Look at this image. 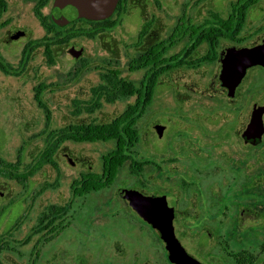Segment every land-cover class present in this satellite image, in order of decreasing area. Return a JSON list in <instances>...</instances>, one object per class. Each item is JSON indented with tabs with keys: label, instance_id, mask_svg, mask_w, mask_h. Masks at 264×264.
Instances as JSON below:
<instances>
[{
	"label": "flooded vegetation",
	"instance_id": "flooded-vegetation-1",
	"mask_svg": "<svg viewBox=\"0 0 264 264\" xmlns=\"http://www.w3.org/2000/svg\"><path fill=\"white\" fill-rule=\"evenodd\" d=\"M55 1L0 0V264H41L40 258L59 264V254L60 264H173L160 233L122 190L164 199L173 211L177 239L199 263L264 264L259 238L264 237V66L248 69L234 90L221 80L225 53L264 38V0H173L175 12L170 0H118L104 20L82 18L65 26L53 19ZM68 58L74 64L66 69ZM93 74L98 81L90 95L75 94L62 109L65 119L80 120L118 103L127 104L124 112L107 123L93 119L55 127L56 108L49 97ZM114 74L130 88L120 98L101 88ZM137 75L140 79H133ZM23 98L43 116V124L35 119L22 129ZM127 111L138 114L131 159L110 186L84 193L77 183L85 174L99 183L103 158L116 142H76L69 131L109 124ZM257 111L262 129L250 130ZM105 143L114 148L101 156L100 171L85 159L78 161L84 169L73 176L69 200L53 203L51 196L66 188L69 178L60 153L68 159L70 144ZM9 147L11 156L5 154ZM28 148L35 154H27ZM68 160L71 166L77 163ZM127 165L134 183L115 189ZM107 190L117 200L109 206L111 224L101 220L100 205L85 218L82 206ZM19 204V215L9 223ZM150 231L161 251L149 253ZM68 234L76 237L70 240ZM67 242L84 246L74 252Z\"/></svg>",
	"mask_w": 264,
	"mask_h": 264
},
{
	"label": "rangeland",
	"instance_id": "rangeland-1",
	"mask_svg": "<svg viewBox=\"0 0 264 264\" xmlns=\"http://www.w3.org/2000/svg\"><path fill=\"white\" fill-rule=\"evenodd\" d=\"M170 7L172 8V11L175 12L176 9L174 7L173 4V0L168 1ZM263 9H264V4L262 5ZM122 54H124V50H122ZM74 62L68 58L67 62L64 64V68H69L71 65H73ZM125 76L127 75V73L124 74ZM138 76V75H137ZM141 75H139L138 77L133 76V79H140ZM98 81V77L96 75L93 74V76H90L88 78H84V81L79 85L76 86L75 88L70 89L69 91L65 92V93H60V94H55L54 96L52 95L51 97H49V101L51 106H53L56 111L57 114V120L55 127H59V126H64L66 123L70 124V123H74V122H89L93 119H97L98 123H107L112 121L114 118L118 117L121 115L122 112H124L125 108L127 107V104H113V105H104V107L97 113H95L93 116H82L80 120H75V118H72L70 115H68V117L65 119L64 114L65 112L62 111L63 107L65 106L66 103H70V101L72 100V97H74L75 94H80L82 97L86 98L90 95V89L92 88L93 85L96 84V82ZM20 112L21 114L19 115L20 117V125L22 127V129L27 128V126H31L33 121L35 119H37V123L39 125L43 124V116L40 115L39 113L36 114V112L34 111L35 109L33 108V105L30 104V101L28 100V98H23L21 105H20ZM70 106V105H69ZM158 107V102L154 103V108ZM28 123V125H27ZM141 128V126H140ZM150 130V134H151V138L153 135L152 140H154V144L156 142L157 136L154 130H152L151 128ZM142 141H143V137ZM141 141V142H142ZM142 145H139L137 147V151L139 155H142L143 150H142ZM69 148V157L68 159H71L76 163L75 166H71V164L69 163V160L64 158L63 155H65L64 153H60L61 157L59 159V163H61L63 165V170L65 171V174H67V176H69L68 178V185H64L66 186V188L62 189V191H60L58 194L51 196L52 198V202L53 203H60L63 204L66 201L69 200L70 198V191L68 190L73 181V176L78 175V173L84 169L82 167V165L78 162L81 159H85L88 162V165H92L94 167H96L98 171H100L101 168V156L103 154H105L106 152H109L110 150H112L114 148V144L113 143H105V144H96V145H73L70 144L68 145ZM38 149V146L35 148V150ZM34 149H27L26 153L27 154H35L33 151ZM12 147H9V150L5 152V154L8 156L12 155ZM86 169V168H85ZM131 168L130 165H127L121 172L118 181L115 185V189L119 188L120 186H122L123 184H130V185H123V187L125 188H131L132 185L134 183V179L130 174ZM55 177V173L52 171V178ZM41 203L45 204L44 200L40 201ZM112 203H116L117 204V200L113 194V191H104L103 193H101L100 195H98L96 198H93L92 201H90L87 205L84 204L83 209L85 212V218H87L86 214H88V211H92L91 214H93L94 212V205H100V210H101V220L105 219L104 222L105 224L110 225L111 224V220L109 219L108 215L110 214V207ZM79 204H81V202H79ZM110 206V207H109ZM22 206L19 204L17 206L16 209H13L8 217V222L12 223L16 220V217L19 215V212L21 210ZM108 209V210H107ZM262 214H264V198H262ZM37 216V212H35L33 214V218H36ZM263 216V215H262ZM35 220L28 222L26 227L23 228L18 236L17 239L18 240H22L26 234L28 233V231L30 230V228L34 225ZM83 222V221H82ZM113 223V222H112ZM102 228H106L105 226L102 225ZM242 228H238V236L241 237V231ZM151 234H149V242H148V247H149V253L151 251H161V249L158 247V245L156 243H154L156 241L155 237L157 236L156 234H154L153 232H149ZM262 235H264V227H261V232ZM72 234V233H71ZM71 234H68L70 236V240H72V237H76V236H72ZM154 235V238H153ZM260 238V242L262 244V242L264 241V237L259 235ZM204 240V239H202ZM239 240V239H238ZM36 240H34L30 245L25 247V250L30 249V247H32V245H34V242ZM157 242V241H156ZM83 243V242H82ZM82 243L80 244L77 242H67L66 246L68 248V250L77 252L78 248L81 247ZM154 243V244H153ZM92 246L97 245V242L91 243ZM186 245H189L186 241ZM84 246V243H83ZM82 248V247H81ZM210 248H207L206 251H209ZM58 257V262L59 264L61 263V257L62 255L59 254L57 255ZM10 261H12L9 258ZM41 264H44V258H40L38 260ZM212 261H214L212 259ZM21 264H25V261H22ZM261 264V263H260Z\"/></svg>",
	"mask_w": 264,
	"mask_h": 264
},
{
	"label": "water",
	"instance_id": "water-1",
	"mask_svg": "<svg viewBox=\"0 0 264 264\" xmlns=\"http://www.w3.org/2000/svg\"><path fill=\"white\" fill-rule=\"evenodd\" d=\"M118 0H56L53 19L61 26L76 20H104L111 15ZM221 80L225 87L234 90L242 81L248 69L264 66V38L243 49L233 50L223 55ZM262 129L261 115L254 114L250 130ZM121 195L137 213L156 229L166 245L173 264H201L192 258L177 239L173 226V211L164 199L145 197L138 192L122 190Z\"/></svg>",
	"mask_w": 264,
	"mask_h": 264
},
{
	"label": "trees",
	"instance_id": "trees-1",
	"mask_svg": "<svg viewBox=\"0 0 264 264\" xmlns=\"http://www.w3.org/2000/svg\"><path fill=\"white\" fill-rule=\"evenodd\" d=\"M110 77L108 79V86L101 87L108 96L110 92H116V98H120V95L124 96L130 90L123 80L118 79V74L110 75ZM133 88L132 90H136L135 87ZM109 100H111L110 97ZM137 115L136 112L127 111L120 118L115 119L109 124L100 126L90 124L84 127L75 126L69 131V139L76 142H94L99 140L116 142L115 150L103 158V173L98 179L99 183L92 182L94 176L89 174L83 175L81 182L77 183V185L83 186L84 193L93 189L101 190L110 186L119 169L131 159V149L136 144L138 138L137 131L133 127L138 119ZM52 149L54 151L55 147H52Z\"/></svg>",
	"mask_w": 264,
	"mask_h": 264
}]
</instances>
